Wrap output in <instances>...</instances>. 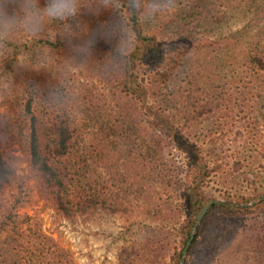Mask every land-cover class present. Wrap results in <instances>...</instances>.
<instances>
[{
    "label": "trees",
    "instance_id": "1",
    "mask_svg": "<svg viewBox=\"0 0 264 264\" xmlns=\"http://www.w3.org/2000/svg\"><path fill=\"white\" fill-rule=\"evenodd\" d=\"M176 1L171 0L173 7L155 27L137 28L138 44L120 67L103 61L79 70L82 81L74 82L79 103L71 112H54L42 102L54 65L37 69L31 64L24 75H15L18 55L32 48L59 56L64 48L59 36H41L30 46L22 43L8 56V72L14 74L18 90L0 100V165L11 157L6 144L26 140L31 176L57 216L73 221L95 213H133L148 205L154 210L170 208L179 193L191 213L207 202L202 186L209 170L194 125L198 119L205 123L214 118L222 93L232 87L264 91V0ZM233 19L236 27L240 23L236 30H231ZM99 48L103 51L99 59L104 60L113 46ZM145 68L160 77L167 75L174 83L172 98L181 112L177 117L155 111L152 122L143 119L149 94L141 78ZM25 86L37 89L29 91ZM239 148L238 160L233 159L237 165L245 158ZM166 150L183 156L189 165L186 176H192L189 183L173 181L166 169ZM258 155L249 157L254 161ZM14 187L6 201L0 198V264H71L68 252L44 235L37 221L18 217L23 179L10 177L0 166V193ZM229 210L214 206L207 217L214 212L232 215ZM192 224L193 216L182 229ZM198 238L194 236L190 249ZM180 254L174 253L171 261H178ZM156 255L123 249L119 264L152 263Z\"/></svg>",
    "mask_w": 264,
    "mask_h": 264
},
{
    "label": "rangeland",
    "instance_id": "2",
    "mask_svg": "<svg viewBox=\"0 0 264 264\" xmlns=\"http://www.w3.org/2000/svg\"><path fill=\"white\" fill-rule=\"evenodd\" d=\"M180 1L184 2L177 0L175 4ZM117 18L118 13L115 10H102L97 15L82 8L78 16L69 21L74 32L86 28L88 34L95 37L92 51L97 64H103V59H99L103 56V51L99 47L104 44L114 46L115 43L114 40L100 35V26L113 23ZM232 23L231 30L239 28L240 23L238 27L235 26L236 19ZM54 33L58 34L64 48L60 50L59 56L49 54L55 61L58 59L60 62L63 58L72 56V48L87 38L84 35L62 36L61 22L55 23ZM32 42L30 40L22 43L30 46ZM26 53L18 55V64H25ZM10 62L11 57L0 55V71L8 72ZM31 64L29 60L26 66H17L15 75H24L26 70L32 68ZM72 76L76 77L73 82L82 81L79 70H74ZM141 78L145 80L143 85L149 91L145 104L147 108L142 112L147 124L152 122L155 111L163 112L171 118L181 114L178 104L172 98L174 83L167 75L160 77L151 69L145 68ZM91 82L96 83L92 79ZM221 98L219 111L214 110V118L205 123L198 119L194 125V132L198 135L197 146L201 148L202 157L209 170L202 186L207 200L203 207L211 200L246 204L264 195V91L250 92L232 87L222 93ZM247 98H252V101L246 102ZM2 114L3 108L0 107V115ZM191 123L192 121L187 124ZM238 148L242 157H245L240 165L233 160L239 156ZM6 150L11 157L22 162L24 169L23 175L16 177L17 180L23 179L22 204L17 209L18 217L21 220L27 217L33 222L37 221L41 232L68 252L71 264H119V253L123 249H131L133 254L139 255L150 253V257L157 253L154 262L143 261L141 264H179L182 250L187 243L186 241L181 248L183 237L186 232L190 235L196 217L203 207L200 211L191 213V206H188L179 193V196L176 195L171 200L170 208L154 210L148 205L128 214L95 213L68 221L56 215L36 186L29 169L26 140L18 139L6 144ZM254 153L259 155L252 161L249 156ZM166 157V169L173 181L178 184L183 179L184 183H189L192 176H186L189 165L183 156L166 150ZM15 191V187L6 188L0 193V198L6 201ZM214 206L229 207L233 214L214 212L207 217ZM214 206L199 223L195 232V235H199L198 241L191 249L190 245V255L187 252L184 264H264V201L246 208ZM245 210L248 212L240 213ZM191 216L192 226L182 229ZM178 251L181 252L179 260L172 262L171 257Z\"/></svg>",
    "mask_w": 264,
    "mask_h": 264
},
{
    "label": "clouds",
    "instance_id": "3",
    "mask_svg": "<svg viewBox=\"0 0 264 264\" xmlns=\"http://www.w3.org/2000/svg\"><path fill=\"white\" fill-rule=\"evenodd\" d=\"M173 7L171 0H0V55L9 56L22 42L35 41L47 35H58L50 30L54 22L63 24V35H84L87 38L72 48L73 55L57 63L49 50L32 48L26 53V66L31 61L37 69L55 66L51 85L42 95V102L58 113L71 112L79 103V89L72 81L74 70H82L97 61L93 58L95 37L86 28L74 32L69 21L78 16L82 8L94 14L102 10H115L118 18L113 23L101 25L100 35L114 40L111 52L103 60L106 66L120 67L138 44L137 28L155 27L159 19ZM29 91L37 88L25 86ZM18 90L12 72L0 71V100L13 97ZM10 177L23 175V164L8 157L0 165Z\"/></svg>",
    "mask_w": 264,
    "mask_h": 264
},
{
    "label": "water",
    "instance_id": "4",
    "mask_svg": "<svg viewBox=\"0 0 264 264\" xmlns=\"http://www.w3.org/2000/svg\"><path fill=\"white\" fill-rule=\"evenodd\" d=\"M263 201H264V195L261 196L259 199L252 200V201H250V202H248L246 204H235V203H232V202H226V201H221V200H211V201H209L203 207V209L199 212V214L196 217L195 223L193 225V228L191 230V233L189 235L187 243H186L184 249L182 250V254H181V258H180L179 264H184L185 263L187 252H188V249H189V247H190V245L192 243V240H193V237L195 235L196 229H197L199 223L201 222V220L204 218V216L207 214L208 210L212 206H214V205H229V206H233V207H236V208H246V207L251 206V205L259 204V203H261Z\"/></svg>",
    "mask_w": 264,
    "mask_h": 264
}]
</instances>
